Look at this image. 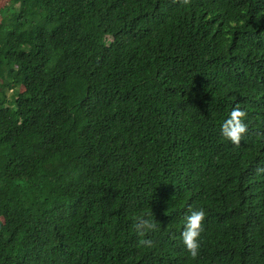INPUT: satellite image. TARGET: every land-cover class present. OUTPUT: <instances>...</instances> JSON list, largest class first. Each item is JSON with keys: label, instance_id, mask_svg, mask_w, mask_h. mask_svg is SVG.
<instances>
[{"label": "trees", "instance_id": "16d2710c", "mask_svg": "<svg viewBox=\"0 0 264 264\" xmlns=\"http://www.w3.org/2000/svg\"><path fill=\"white\" fill-rule=\"evenodd\" d=\"M0 264H264V0H0Z\"/></svg>", "mask_w": 264, "mask_h": 264}, {"label": "clouds", "instance_id": "9594fccd", "mask_svg": "<svg viewBox=\"0 0 264 264\" xmlns=\"http://www.w3.org/2000/svg\"><path fill=\"white\" fill-rule=\"evenodd\" d=\"M246 112L239 106H233L220 125L221 135L233 144H238L247 131L245 122ZM205 217L203 208L190 210L184 217L183 228L180 232V239L188 254L195 257L200 245V234L202 231V220ZM153 225L147 220L139 218L136 228L139 230L150 229ZM148 243V241H145Z\"/></svg>", "mask_w": 264, "mask_h": 264}, {"label": "rangeland", "instance_id": "374dc122", "mask_svg": "<svg viewBox=\"0 0 264 264\" xmlns=\"http://www.w3.org/2000/svg\"><path fill=\"white\" fill-rule=\"evenodd\" d=\"M8 94H10V92H8Z\"/></svg>", "mask_w": 264, "mask_h": 264}]
</instances>
